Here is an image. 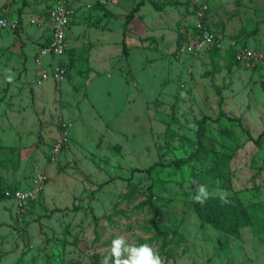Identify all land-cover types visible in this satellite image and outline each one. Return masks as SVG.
Masks as SVG:
<instances>
[{
  "label": "rangeland",
  "instance_id": "rangeland-1",
  "mask_svg": "<svg viewBox=\"0 0 264 264\" xmlns=\"http://www.w3.org/2000/svg\"><path fill=\"white\" fill-rule=\"evenodd\" d=\"M57 2L73 11L60 82L37 60ZM0 12L19 23L0 30V264H101L121 235L165 264H264V0H5ZM204 29L220 46L201 54ZM197 184L229 194L221 212L238 233L199 217Z\"/></svg>",
  "mask_w": 264,
  "mask_h": 264
},
{
  "label": "built area",
  "instance_id": "built-area-1",
  "mask_svg": "<svg viewBox=\"0 0 264 264\" xmlns=\"http://www.w3.org/2000/svg\"><path fill=\"white\" fill-rule=\"evenodd\" d=\"M72 14L73 11L67 4L57 2L48 20L42 23V28L47 32L46 40L48 41L38 49L37 60L43 66L44 59L49 58L51 61L48 65L52 66V72L48 74L49 72L46 70L40 71L41 80L47 81L48 79H52L54 82H60L65 79L66 69L60 61L62 62V58L67 50V30L72 19ZM33 22L35 23V21ZM18 26V21L7 18L4 13L0 12V30L9 29L14 31ZM198 40L192 47L196 52H201V54L211 48V46H220L217 38L206 29H204V33L201 36L199 35ZM252 56L253 53L248 51L243 56H239L238 59L244 62ZM54 60H56V65H51ZM61 136V140L56 145L58 152L64 150L69 144L67 131L63 132ZM43 184L44 182L42 181V186L40 185V188H36L34 194H38L43 189ZM6 195L10 197L9 193ZM13 198L19 203V207H24V203L29 201L31 196L17 192L13 195Z\"/></svg>",
  "mask_w": 264,
  "mask_h": 264
},
{
  "label": "clouds",
  "instance_id": "clouds-1",
  "mask_svg": "<svg viewBox=\"0 0 264 264\" xmlns=\"http://www.w3.org/2000/svg\"><path fill=\"white\" fill-rule=\"evenodd\" d=\"M6 79L9 83L14 80L13 75H7ZM217 196L222 204H229V194L224 190H216L215 193L209 191L206 185L197 184L195 187V195L192 197L194 203L204 206L207 201ZM101 264H165L164 258L151 245L130 244L127 239L121 235L111 241L110 250Z\"/></svg>",
  "mask_w": 264,
  "mask_h": 264
},
{
  "label": "trees",
  "instance_id": "trees-1",
  "mask_svg": "<svg viewBox=\"0 0 264 264\" xmlns=\"http://www.w3.org/2000/svg\"><path fill=\"white\" fill-rule=\"evenodd\" d=\"M143 5V2L137 4V6L133 9V11L130 13V19L134 18L135 14L139 11L140 7ZM210 118L208 116H204L201 120L198 121V127H197V136L199 139L200 146L192 156H197L199 154L203 155L202 149L204 145L202 144V139L206 136V130L208 127V121ZM185 161H178L174 164L178 167L183 165ZM155 167V165L153 166ZM153 167L149 168L146 171H150ZM220 200L217 199H209L207 203L204 206H201L197 203H193V206L198 213L199 217L205 221L206 223L213 225L217 228H222L223 230L236 234L238 233V229L241 226V222H239V219L236 217V214H231L230 216L225 215L221 212V210H227V208L220 207ZM237 207L232 205L228 209L235 210ZM163 231V230H162ZM166 233H163L162 236L165 237ZM175 240H167V238H164L163 244L164 246L171 245Z\"/></svg>",
  "mask_w": 264,
  "mask_h": 264
},
{
  "label": "crops",
  "instance_id": "crops-1",
  "mask_svg": "<svg viewBox=\"0 0 264 264\" xmlns=\"http://www.w3.org/2000/svg\"><path fill=\"white\" fill-rule=\"evenodd\" d=\"M4 1H5V0H1V1H0V5H1ZM45 38H46V37H45ZM47 41H48V40H46V39L43 40V41L41 42V44L39 45L38 49H39L42 45L46 44ZM38 49H37V50H38ZM37 53H38V51H37ZM50 61H51V60H48V58H47V59H44L43 66L46 67V66L49 64ZM43 66H41V67H43Z\"/></svg>",
  "mask_w": 264,
  "mask_h": 264
}]
</instances>
